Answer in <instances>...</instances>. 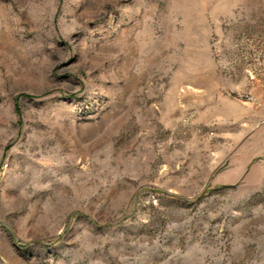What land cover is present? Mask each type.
<instances>
[{"label": "rangeland", "instance_id": "374dc122", "mask_svg": "<svg viewBox=\"0 0 264 264\" xmlns=\"http://www.w3.org/2000/svg\"><path fill=\"white\" fill-rule=\"evenodd\" d=\"M264 0H0V264H264Z\"/></svg>", "mask_w": 264, "mask_h": 264}, {"label": "crops", "instance_id": "0c3cea01", "mask_svg": "<svg viewBox=\"0 0 264 264\" xmlns=\"http://www.w3.org/2000/svg\"><path fill=\"white\" fill-rule=\"evenodd\" d=\"M261 143H264V128H255L251 134H249L245 149L247 151H252L254 153L253 157H257Z\"/></svg>", "mask_w": 264, "mask_h": 264}]
</instances>
